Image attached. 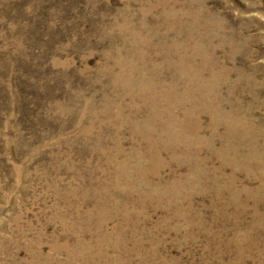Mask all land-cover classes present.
Returning a JSON list of instances; mask_svg holds the SVG:
<instances>
[{"label": "rangeland", "instance_id": "374dc122", "mask_svg": "<svg viewBox=\"0 0 264 264\" xmlns=\"http://www.w3.org/2000/svg\"><path fill=\"white\" fill-rule=\"evenodd\" d=\"M0 264H264V0H0Z\"/></svg>", "mask_w": 264, "mask_h": 264}, {"label": "bare ground", "instance_id": "6f19581e", "mask_svg": "<svg viewBox=\"0 0 264 264\" xmlns=\"http://www.w3.org/2000/svg\"><path fill=\"white\" fill-rule=\"evenodd\" d=\"M169 49V48H168ZM135 73V72H134ZM138 77V76H137ZM174 79V78H173ZM124 82V81H123ZM139 93V92H138ZM163 94V93H162ZM172 96V95H171ZM145 105V104H144ZM240 148V147H239ZM143 149V148H142Z\"/></svg>", "mask_w": 264, "mask_h": 264}]
</instances>
